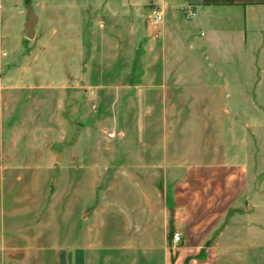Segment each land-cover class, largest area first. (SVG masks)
<instances>
[{
  "label": "rangeland",
  "instance_id": "obj_1",
  "mask_svg": "<svg viewBox=\"0 0 264 264\" xmlns=\"http://www.w3.org/2000/svg\"><path fill=\"white\" fill-rule=\"evenodd\" d=\"M190 11L161 0H0V264H26L29 235L55 236L66 222L74 232L110 175L168 164L181 178L207 161L249 173L213 262L264 264V74L254 50L231 41L242 24L225 13L210 22L222 32L216 57L193 48L203 27Z\"/></svg>",
  "mask_w": 264,
  "mask_h": 264
},
{
  "label": "crops",
  "instance_id": "obj_2",
  "mask_svg": "<svg viewBox=\"0 0 264 264\" xmlns=\"http://www.w3.org/2000/svg\"><path fill=\"white\" fill-rule=\"evenodd\" d=\"M161 2L169 9L192 10L203 27L201 37L190 33L192 46H202L208 60L216 57L222 33L210 22L223 13L229 24L240 22L231 41L254 50V68L264 74V0ZM263 84L258 79L255 89ZM178 169L167 164L152 172L140 166L110 175L91 211L75 218L74 232L66 222L55 236L25 238L30 243L20 251L26 264H216L222 226L247 191L248 169L226 161L198 162L177 178ZM174 232L181 235L179 244Z\"/></svg>",
  "mask_w": 264,
  "mask_h": 264
},
{
  "label": "built area",
  "instance_id": "obj_3",
  "mask_svg": "<svg viewBox=\"0 0 264 264\" xmlns=\"http://www.w3.org/2000/svg\"><path fill=\"white\" fill-rule=\"evenodd\" d=\"M193 13L188 12V16L192 17ZM164 21V14L161 11H154L149 16V24L152 27L160 26ZM173 242L179 244L181 242V235L178 232H174L172 235Z\"/></svg>",
  "mask_w": 264,
  "mask_h": 264
},
{
  "label": "water",
  "instance_id": "obj_4",
  "mask_svg": "<svg viewBox=\"0 0 264 264\" xmlns=\"http://www.w3.org/2000/svg\"><path fill=\"white\" fill-rule=\"evenodd\" d=\"M25 29H26V37H27V39H32L33 36H34V22L33 21H29L25 25Z\"/></svg>",
  "mask_w": 264,
  "mask_h": 264
}]
</instances>
